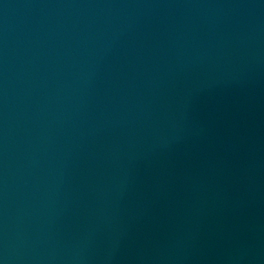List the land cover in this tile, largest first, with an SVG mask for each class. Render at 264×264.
<instances>
[{"label":"water","instance_id":"obj_1","mask_svg":"<svg viewBox=\"0 0 264 264\" xmlns=\"http://www.w3.org/2000/svg\"><path fill=\"white\" fill-rule=\"evenodd\" d=\"M0 264H264V0H0Z\"/></svg>","mask_w":264,"mask_h":264}]
</instances>
